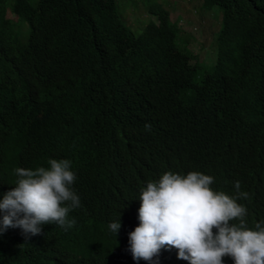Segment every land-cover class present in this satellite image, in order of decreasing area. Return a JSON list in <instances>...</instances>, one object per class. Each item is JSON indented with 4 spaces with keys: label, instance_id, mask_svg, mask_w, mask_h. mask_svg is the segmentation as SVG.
<instances>
[{
    "label": "trees",
    "instance_id": "trees-1",
    "mask_svg": "<svg viewBox=\"0 0 264 264\" xmlns=\"http://www.w3.org/2000/svg\"><path fill=\"white\" fill-rule=\"evenodd\" d=\"M189 1L217 25L208 69L177 49L178 0H0V198L49 157L85 178L69 233L8 228L0 264H139L109 222L174 164L229 193L241 180L249 226L264 219V0ZM128 6L156 21L133 32Z\"/></svg>",
    "mask_w": 264,
    "mask_h": 264
},
{
    "label": "clouds",
    "instance_id": "clouds-1",
    "mask_svg": "<svg viewBox=\"0 0 264 264\" xmlns=\"http://www.w3.org/2000/svg\"><path fill=\"white\" fill-rule=\"evenodd\" d=\"M177 49L188 54L178 45ZM195 56L210 61V54L205 59ZM151 127L150 122L145 124L146 129ZM171 167L176 171L161 169L158 179L130 192L128 209L109 222L111 232L115 236L119 232L132 254L127 261L163 264L169 252L182 264H225L226 255L233 264H264V219L250 217L253 226H249L245 200L250 194L242 181L236 179L235 191L229 193L213 187L212 174ZM14 172V187L0 198V234L8 228L21 229L27 240L46 230L69 233L76 223L72 215L82 205L78 192L85 180L78 177L73 161L49 157L47 165L18 166ZM95 203L102 205L101 200ZM80 259L61 258L64 264H80Z\"/></svg>",
    "mask_w": 264,
    "mask_h": 264
},
{
    "label": "rangeland",
    "instance_id": "rangeland-1",
    "mask_svg": "<svg viewBox=\"0 0 264 264\" xmlns=\"http://www.w3.org/2000/svg\"><path fill=\"white\" fill-rule=\"evenodd\" d=\"M178 5L170 10L171 20L177 21L180 32L177 36V45L188 54L195 55L200 59H205L209 55L212 29H216V22L211 19L210 14L197 17V13L192 8L193 2L189 0H178ZM126 8V7H123ZM127 9V10H126ZM125 9L126 23L133 29H141L147 20L156 21L150 12L138 7L131 9L129 6ZM124 15V16H125ZM143 21L144 24L141 22ZM216 25V26H215ZM211 51V50H210ZM212 55V52H211ZM203 69H208L210 64H201Z\"/></svg>",
    "mask_w": 264,
    "mask_h": 264
}]
</instances>
